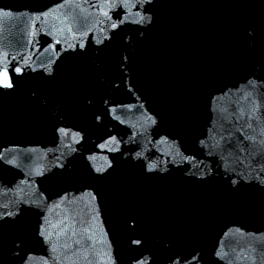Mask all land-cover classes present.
Listing matches in <instances>:
<instances>
[{
	"label": "snow or ice",
	"instance_id": "obj_1",
	"mask_svg": "<svg viewBox=\"0 0 264 264\" xmlns=\"http://www.w3.org/2000/svg\"><path fill=\"white\" fill-rule=\"evenodd\" d=\"M156 3H159V0H156ZM148 4L153 5V0H98L97 4L89 5V7H95L98 10L99 16L93 18L92 14L83 8L80 4H77L76 7L80 9L79 13L72 11L70 14L57 15L58 8H64V4H60L57 8L50 9L49 11L42 12L40 14L34 15L32 17V30L29 32V37H35L37 35L36 21H39L41 17L47 19L49 16L59 21L60 26L53 28L52 32H49V35H56L63 37L64 42L67 43V48L75 51L77 48L85 49L87 47V42L84 41V37L89 36L94 33L97 29L99 33L102 34L103 39L96 38L95 44H103L105 48L109 45L105 44L104 41L108 40L113 42L117 37L120 36V33L124 30L121 28V25L124 24H138V25H148L154 24L153 15L151 14V8H149L148 14H145L139 9L141 6ZM121 10L117 12V10ZM135 10V11H132ZM116 12L115 20L113 19V13ZM0 15L11 17L12 12L10 10L0 9ZM102 17V18H99ZM130 17H133L130 19ZM100 25H107V27H101ZM108 28L113 30L110 34ZM119 29L120 31H115ZM148 29L145 28L143 31L137 29L140 32V35H144V31ZM250 38L253 40L252 46H255V36L252 35L255 33V29H249ZM66 33V35H65ZM68 36L72 38L75 43L68 41ZM29 44L33 43L32 39H29ZM61 43V39H56L54 44H50L49 48L52 49L54 56L59 57L60 53L57 51V45ZM20 47H23L22 42H18ZM27 51V48L24 49ZM48 49L46 48L45 51ZM101 51L104 49L101 48ZM19 59L17 56H10L8 51H4L0 48V98L5 96L14 95L18 89V83L22 81L25 77V68L30 69L31 71H39L44 75L45 79H54V68L55 60L51 57H48L44 60H41L38 66H33L30 55H24L23 53H18ZM128 60L127 56L122 57V62ZM15 61V63H14ZM22 61V63H21ZM259 73L261 81H264V61L259 63ZM247 84L253 89H257L258 82L256 80H247ZM264 86V85H260ZM35 95V93H33ZM252 98V107L247 111L245 108H239V114L235 115L236 120L244 119L246 116L248 119L245 121V124L242 128L237 129V131H243L244 128L251 130L252 134H249L244 137L245 140L250 141L253 146H260L261 149H264V122H262V115L260 113L261 104L253 96L252 91L244 92L241 97L242 100L248 101ZM223 99V97H220ZM88 103L91 104L92 101L88 100ZM107 103V101H105ZM127 107L131 108V105ZM142 107V106H141ZM116 109L113 107L111 109L112 113H115ZM220 113H227V108H220ZM107 110L104 113L94 114V120L100 121L102 117L106 114ZM225 120H231V115H223L221 117ZM116 119H120L119 116H116ZM257 121V127L253 126L252 121ZM147 121L150 124H156V118L152 115L147 117ZM54 132L61 135L64 138V147L67 148L70 152H75L76 149L73 147L74 143H80L84 137L81 131H73L71 128L59 126L54 129ZM229 137L232 135L231 132L228 133ZM259 137V139H258ZM224 137H221L223 140ZM231 142V141H229ZM120 141L116 139L115 136H111L108 139L107 143H102L99 145L101 149L107 151H119L117 145ZM203 144L204 142L201 141ZM111 145L112 147H109ZM218 145H211V147H217ZM31 151H35L32 149ZM240 151L244 152L245 148L240 147ZM211 154V153H209ZM136 157H140L142 154L137 152ZM177 156H180L182 160L188 161L192 158L184 156L181 152L177 151ZM4 159L3 155H0V160ZM88 160L94 162L90 166V171L96 174H99L97 179H107L108 176H111L116 171V166L113 164V160L109 159L108 156H99L91 155L88 157ZM9 165H16L17 158L15 156L7 159L6 161ZM18 166V165H17ZM118 166V165H117ZM143 166V164H142ZM56 171H52L50 175H45L46 171L50 169H44L43 166L35 169L34 174L37 176H42L44 182H50L56 184L57 182L65 179L67 177V169L64 168L62 163H57L54 165ZM160 167L159 163L152 162L146 165V172L154 173ZM61 169H64L61 171ZM111 169V171H109ZM104 173L108 175L105 176ZM202 180L205 177L204 172L197 174ZM241 177L247 181V177H244L243 174H240ZM27 183V181H25ZM264 183V181H262ZM242 185L238 180L233 179L231 181V191L233 193H238L241 190ZM23 191V189H21ZM59 195V202L56 203L55 207H60L61 203L68 201L69 203H74L77 198L83 200L85 196L89 198L87 202L89 220L91 223H88V226H84L86 221L81 216L79 222L74 218L72 213H66L58 220H52L49 218L48 214H45L44 210L41 208L39 202L34 201H25L23 198L17 201V206L10 209L9 204H3L2 208L4 211H0V246H2L4 230L7 228H19L21 229V235L16 236L13 240V249L12 255L18 258V264H29V261L33 258L34 253L27 248V245L30 240L34 239L41 244L48 246L50 255L42 257V264H79L77 260L72 259V257L77 255L83 256L84 264H94L93 259L91 258L92 254L95 253L96 260L95 264H117L116 256L110 253L107 249L102 252H96L97 243L107 244L108 247L111 246V241L98 240L95 227L99 222V206L95 203L98 200L97 193L90 189H85L83 193L69 194L67 191H64L63 194ZM48 198L45 197V200ZM35 203L36 208L40 209L36 213L37 220L34 228L31 229L29 233L27 231L26 225V213L30 208L22 209L19 207V204ZM51 212V208H48V213ZM78 223L80 227H78ZM129 230L135 231L138 227V221L135 217H131L127 222ZM63 240V242H62ZM71 241V242H69ZM129 247L137 246L134 250L140 252L139 256L133 257L134 264H151L150 261L144 260L143 257V246L146 243L143 236H130L129 237ZM76 246H79L78 248ZM63 250V251H61ZM55 254V255H51ZM215 255L221 257V252L216 251ZM195 254H190L189 256H182L180 253H176L175 256L169 257V260L173 264H187L189 259L195 261L199 259ZM0 261H3L0 259Z\"/></svg>",
	"mask_w": 264,
	"mask_h": 264
}]
</instances>
